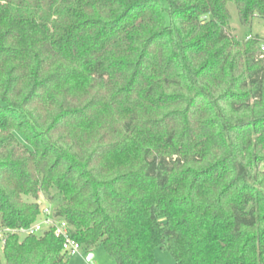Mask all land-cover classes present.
Segmentation results:
<instances>
[{
  "label": "trees",
  "instance_id": "16d2710c",
  "mask_svg": "<svg viewBox=\"0 0 264 264\" xmlns=\"http://www.w3.org/2000/svg\"><path fill=\"white\" fill-rule=\"evenodd\" d=\"M230 5L264 19V0H0V264H69L53 229L7 231L43 199L116 264H264V37L234 35Z\"/></svg>",
  "mask_w": 264,
  "mask_h": 264
},
{
  "label": "rangeland",
  "instance_id": "374dc122",
  "mask_svg": "<svg viewBox=\"0 0 264 264\" xmlns=\"http://www.w3.org/2000/svg\"><path fill=\"white\" fill-rule=\"evenodd\" d=\"M230 10L232 13L231 26L234 28V35L238 38H245L250 34H259L264 37V19L256 18L250 27H243L238 19L236 8L234 5H230ZM42 207L48 206V204H53L48 200H41ZM53 209H55V204H53ZM90 254L94 257L91 261H88ZM155 257L158 264H174L175 260L171 253L166 249L157 247L155 249ZM69 264H116L114 259L106 251L103 246L95 248L92 252H86L84 249L81 250L79 255L71 256L69 258Z\"/></svg>",
  "mask_w": 264,
  "mask_h": 264
},
{
  "label": "built area",
  "instance_id": "2783aa9c",
  "mask_svg": "<svg viewBox=\"0 0 264 264\" xmlns=\"http://www.w3.org/2000/svg\"><path fill=\"white\" fill-rule=\"evenodd\" d=\"M248 38H251L249 36ZM260 58L264 60V40L259 45ZM53 229L55 236L61 238L63 241V252L67 255L75 256L79 255L82 250L81 244L72 238L70 233V228L67 222L55 215V210L52 206L42 207V216L29 228H20L16 230H7L12 232H17L21 236H28L33 234H41L46 230ZM2 236H0L1 238ZM4 244V240L1 241Z\"/></svg>",
  "mask_w": 264,
  "mask_h": 264
},
{
  "label": "water",
  "instance_id": "95a60500",
  "mask_svg": "<svg viewBox=\"0 0 264 264\" xmlns=\"http://www.w3.org/2000/svg\"><path fill=\"white\" fill-rule=\"evenodd\" d=\"M94 255L93 254H90L89 257H88V261H91L93 259Z\"/></svg>",
  "mask_w": 264,
  "mask_h": 264
}]
</instances>
